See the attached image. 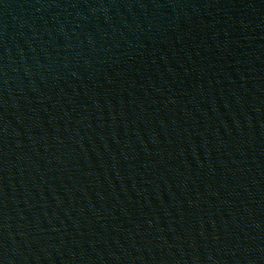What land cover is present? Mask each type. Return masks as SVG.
<instances>
[{
  "label": "water",
  "instance_id": "water-1",
  "mask_svg": "<svg viewBox=\"0 0 264 264\" xmlns=\"http://www.w3.org/2000/svg\"><path fill=\"white\" fill-rule=\"evenodd\" d=\"M0 264H264V0H0Z\"/></svg>",
  "mask_w": 264,
  "mask_h": 264
}]
</instances>
